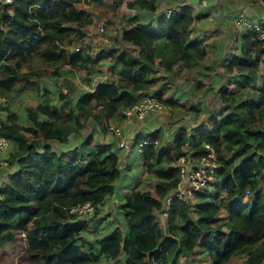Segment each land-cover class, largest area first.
Segmentation results:
<instances>
[{"label":"trees","instance_id":"1","mask_svg":"<svg viewBox=\"0 0 264 264\" xmlns=\"http://www.w3.org/2000/svg\"><path fill=\"white\" fill-rule=\"evenodd\" d=\"M82 1L89 0L12 4L0 0V97L9 98L19 81L37 87L30 77H39L40 71L34 70L31 60L80 63L87 75L94 73L87 62L98 63L101 58H92L81 48L72 52L64 47L72 43L71 37L85 36L89 15L78 7ZM155 1L129 0L128 7L154 11ZM192 21V8L184 4L170 16L161 13L154 21L124 28L121 41L138 52L130 56L125 50L110 49L109 69L118 81L99 80L73 103L53 105L54 117L29 110L31 123L23 126L15 112L0 116V133L16 145L8 159L15 168L8 181L0 183V249L24 239L26 262L21 258L16 264H95L100 253L108 258L124 254L122 264H178L180 257L188 258L197 249L206 252L207 264H227L236 255H242L246 264H264V191L259 187L264 171V80L261 85L258 81L264 41L250 30L242 33L241 54L224 63L226 79L215 91L223 110L209 109L206 120L189 129L174 126L170 140L164 139L161 128L150 133L161 140L146 145L139 156L152 166L157 196L150 190L136 191L122 201L125 225L97 238L99 251L83 233L89 216L69 211L70 206L90 200L96 207L91 218H98L122 173L119 153L111 142L97 141L91 133L60 152L51 141L80 136L81 117H92L96 124L122 120V108L142 95L153 94L175 106L174 91L165 96L168 82L149 92L160 69L171 72L180 62L197 69L205 59L203 41L189 36ZM205 141L218 152L220 167L210 183L215 189L196 191L194 203L174 198L166 205L165 198L179 182L175 159L189 151L198 156ZM246 195L248 201L243 200ZM222 209L227 214L222 215ZM157 212L166 213L165 228L157 224Z\"/></svg>","mask_w":264,"mask_h":264},{"label":"rangeland","instance_id":"2","mask_svg":"<svg viewBox=\"0 0 264 264\" xmlns=\"http://www.w3.org/2000/svg\"><path fill=\"white\" fill-rule=\"evenodd\" d=\"M128 1L129 0H89L82 1L78 4V7L84 9L89 15L88 24L83 28L85 36L82 39L78 36L71 37L70 40L72 41V43L67 42L65 43L64 47L65 50L72 52L76 50V47H79L81 48V50L84 49L89 52L92 58H101L98 63L96 62L92 64L90 62H87V69L90 70L94 68L95 75L93 77L86 74L84 67L82 68L80 63L71 64L67 61H60L56 64L47 63L41 65L40 63L42 62L38 59L30 61L31 63H34L36 65H41V67H43L42 70H44L45 73L55 72L54 75L57 76V78H55L57 89L55 90L64 91L65 89V91L67 90L66 92H71L70 95L62 92V94L66 96V99L73 101L75 97L78 98L84 92V90H90L93 87V82H96L101 78L104 79L108 77L107 79L118 81V76L116 74L112 75L109 69V65L112 62L110 61V49H112L113 47L118 48L119 50H125L130 56L135 55L138 52V49L134 45L127 46L125 42L121 41V30L124 27H127L125 25H129V22H127L129 21L127 19V16L128 12L130 11V8L127 6ZM101 26H103L104 31H101ZM213 58L214 59H212L210 62L215 60V57ZM208 60L209 59H205V61H202L201 65H207ZM84 61L85 60H83L82 62ZM212 63L209 65H212ZM212 70L214 72L216 68L210 70H205L204 68H186V66L181 62L177 66H174L171 72H166L162 69L157 71L155 76L158 78V80L155 84L152 85V88L150 89L151 91L149 93H152L155 89L160 86L161 83L165 81L168 82V87L166 88L167 92L165 93V96L168 97L171 94L170 91L173 90L174 98L176 101L175 106L172 107L165 104V111L161 112L160 114H153L152 120H154L155 122L154 125L159 126V128H161L164 132L171 131L174 126L180 125L186 126L189 129L192 128L193 123L198 124L202 120H206V114H208L209 109H220V111H222V104L220 103L218 96L215 95V87L211 85L210 77L205 78L203 76V72ZM64 72H69L71 75L78 74L79 80L81 82L74 83L73 86H71L70 88H66V86L63 87L64 82L59 81V79L62 77H60V75H63L64 77L68 76L67 74H64ZM259 73L260 75L258 81L259 85H261L264 80V60L260 63ZM199 82H201V85L199 84ZM66 84L70 85L68 83ZM181 91L184 95H180ZM19 92H21V89L18 88H16L13 92H10V95L12 96H10L9 99H13L14 96L16 97ZM72 95L74 97H72ZM48 98L49 96L47 97V99ZM21 106H23L22 103ZM0 109L5 111L10 110L6 104H3V102H0ZM9 113L11 112H8L7 114ZM6 115L4 117H6ZM18 122L20 125L23 126L28 125H26V123L24 124L23 120L21 121V119L18 120ZM81 122L83 123V126L80 128V130H84L86 133L89 134H94L97 141H100L102 137L107 140V137L111 136L114 139L113 142L115 148V145L118 143L119 140L116 138V136L112 135L108 131L107 122L118 123L117 120H103L101 124H96V122H93L92 117H81ZM138 130L139 131L133 133L132 137L130 136L132 140H134L136 136L144 134L141 133V128H138ZM164 134L165 133H163V135ZM169 134L170 133L168 132L164 135L165 140L167 139L166 136ZM118 150L120 152L125 151L122 148H119ZM130 160L131 163L129 162V164H125L123 162V165L121 166L122 173L120 177L115 181V191L114 193L108 195L107 199H118L119 202H122L127 196L131 197L132 194H134L136 191L145 190H150L155 196H157L155 191H153L152 187V180L155 179V176L150 170V168H152L150 163L143 162L140 164V156L138 154L137 148L133 150V154ZM5 177L7 178V175H5ZM214 179L215 177L212 178V181ZM259 187L264 191V171L260 177ZM207 188L209 190L215 189L214 185L212 184H209ZM249 199L250 196L246 195L243 200L248 201ZM169 202L170 200L166 201L165 198V204ZM106 204H109V201H106ZM106 204H102L103 206H101V212L104 211V206L105 208L108 206ZM120 210L122 209H120V207H117L116 203L114 205V208L109 206V213H105L106 211L101 213L99 209L98 212L100 214L98 215V218L93 219V217L91 218V215L87 217V231L89 232L85 231L84 234H87L86 236H91L92 234H94L93 236H91L92 238H94L95 236H97V234H101L102 231L101 229H99V226H101V224L108 226L109 222L114 221L119 223V225L121 226L123 225L124 227V222L120 221L123 219L121 217V215L123 214L120 212ZM221 214H227V210L222 209ZM108 217H111L112 219H110L109 221L107 219ZM166 217V213L157 212V224L165 228L167 226ZM89 220L93 222L90 223ZM95 222L100 224H98L97 226ZM93 223L94 227H90V225ZM95 228H97L98 230ZM169 231L170 233L175 234L171 226H169ZM24 251V239H21V241L14 244H7L3 249H0V264H16L21 258H23L22 256L25 255ZM25 262L26 259L24 257L22 263ZM106 262L107 261H103V263L101 264H107ZM122 262V256L109 260V264H122ZM178 264H207V254L204 251L199 252L197 249V251H195L192 255L188 256V258H186L185 256L180 257ZM227 264L246 263L242 255H236L233 256Z\"/></svg>","mask_w":264,"mask_h":264},{"label":"crops","instance_id":"3","mask_svg":"<svg viewBox=\"0 0 264 264\" xmlns=\"http://www.w3.org/2000/svg\"><path fill=\"white\" fill-rule=\"evenodd\" d=\"M184 4L190 5L192 8V13H193V21H192L191 26H190L189 36L192 39H201L203 41V45L206 47V50H207V55H206L205 59H209L207 65L203 66L200 63V66L197 69L204 68L205 70H210V69L216 68V70L214 72H213V70L203 72V74H204L203 76L205 78L210 77V79H211L210 83L212 86L215 87V91H216L217 87H219L220 84L226 79V67L224 65L226 60L234 54H236V55L241 54L240 45H241L242 33L244 30L240 29L235 24L236 15L239 12H243L247 17H249L253 20H258V21L264 22V8L257 6L256 4H254L252 2V0H156L155 1L156 9L154 11L141 8L140 6H135L133 8H130V11L128 12V16H127V19L129 20L127 22H129L128 23L129 25H125L127 27H124V28L133 27L138 22H145L146 23L149 21H154L159 14L164 13L166 8H168V7H181ZM127 6H128V3H127ZM126 45L129 46L132 44H130L129 42H126ZM213 57H215V60L212 61L213 62L212 63L210 61L212 59H214ZM205 59L203 61H205ZM211 63H212V65H209ZM214 63H217V64H214ZM40 64L43 65V63H40ZM178 64H176L175 66H177ZM41 65H36V67L34 68V70L40 71L39 77H34L33 75H31V77H30V80H32V81L36 80L37 81L38 85L36 88L22 86L21 81H19L14 86V89H13V91L16 88L21 89V92H19L16 97L14 96L13 99H9L8 97H0V102H3V104H6L7 107H9V109L11 110V111L10 110L5 111V110L0 109V116L1 117H4L8 112H15L18 115L19 120L21 119V121L23 120L24 124L26 123V125L27 124L29 125L31 123L30 117L28 114L29 110H33V111L37 112L40 115V117H47V118L54 117V115L51 111V109H52L51 107L53 105L59 106V105L63 104L65 102V100H68V99H66V96L64 99L62 98V95H63L62 92L66 93L68 95H70L71 92H66L67 90L65 91V89H64V91L63 90L62 91H56L55 89H57V87H56V79L55 78H57V76L54 75L55 72L52 73L49 71L50 73H45V71L42 70L43 67H41ZM208 65L211 67L210 68L206 67ZM212 67H214V68H212ZM186 68H188V67H186ZM60 73H62V72H60ZM110 73L112 75L116 74L112 71ZM64 74H67L68 76L64 77L63 75H60V77L61 76L62 77L59 79V81L64 82L63 87L66 86V88H70L71 86H73L74 83L81 82L79 80L78 74H72L71 75L69 72H64ZM201 74H202V72H201ZM94 75H95V72L92 73L90 76L93 77ZM107 78L108 77H106L104 79L101 78L99 80H107ZM149 78H152V77L149 76ZM99 80H97L96 82H93V87L90 89V91H92L95 88V86ZM66 83H68L70 85H67ZM199 84L201 85V82H199ZM45 89H48V92H46ZM13 91H11V92H13ZM73 95H72V97H74ZM180 95H184L182 91L180 92ZM48 96L50 99L49 98L47 99ZM180 97H182V96H180ZM77 99L78 98L75 97V99L71 102L73 103ZM21 103L23 104V106H21ZM160 113L161 112L149 114L144 119H141V120L135 119V118L134 119L123 118L122 120L118 121V123L123 127L125 134L129 137L130 136L132 137L134 132L139 131L138 128H141V133H144V134H141L140 136H136V138L152 137V136H150V133H152L153 130H156L157 128H159V126L154 125L155 122H154V120H152L153 114H160ZM108 131L112 135H114L110 130H108ZM168 132L169 131H166V133H168ZM169 133H171V132H169ZM88 134L89 133H86L84 130L83 131L79 130L80 136H76L75 134H71V135H69L67 142L51 141V144L57 152H60L63 149L72 147L77 143L79 144L80 141L83 140L84 137ZM166 137H167L166 140L171 139L170 135H167ZM157 139H158V143H159V138H157ZM113 140L114 139L111 136H108L107 140L102 137V139L100 141L112 143ZM115 144H116V141H115ZM15 146H16L15 143L13 141L9 140L7 148L3 151H0V183H2L3 181H8V177L10 175L9 173L12 172V170H14V168H15L14 165L11 166V164L8 160L9 155L11 154L12 151H14ZM117 147H118V143L115 145V148H114V142H113L112 148L114 150L118 151V153L120 154L119 159H120L121 166L123 165V162L125 164H129V162L131 163L130 158L133 154V150L136 147L135 148L133 147L131 150H125L123 152H120L118 150L119 147L118 148ZM1 153H3V154H1ZM143 162H146V161H143L140 159V164ZM5 175H7V178L5 177ZM127 197H129V196H127ZM190 199H193V200H190ZM106 201H109V204H106ZM189 201L191 203H194L195 197L193 196V197L189 198ZM115 203L117 204V207H120V204L122 202H119L118 199L111 200L110 198L109 199L106 198L104 200V203H103V205L104 204L108 205L106 208H105V206L103 208L104 211H106L105 213H109L108 212L109 206L114 208ZM103 212H101V213H103ZM80 216H87V215H80ZM121 217H122V215H121ZM85 218H87V217H85ZM107 219L110 221V219H112V218L108 217ZM89 221H90V223L93 222L91 220H89ZM120 221L124 222L123 219ZM96 224L98 226V224H100V223H96ZM92 226L94 227V223L90 225V227H92ZM117 226L123 227V225L122 226L119 225V223H117L116 221L109 222L108 226L101 224V226H99V229H101V231H102L101 234L100 235L97 234V236H95L94 238L91 237L94 234H92L91 236H87L88 240L95 242V247L98 250L99 247L96 244V239L100 238V237H102V235L109 233L110 231L114 230ZM95 229H97V228H95ZM85 231H87V229H85ZM87 232H89V231H87ZM120 256H122L123 261H124V254H121ZM111 259H114V258H108L104 254L100 253L99 260L96 263L101 264V263H103V261H107L106 263L109 264V260H111ZM120 263H121V261H120Z\"/></svg>","mask_w":264,"mask_h":264},{"label":"built area","instance_id":"4","mask_svg":"<svg viewBox=\"0 0 264 264\" xmlns=\"http://www.w3.org/2000/svg\"><path fill=\"white\" fill-rule=\"evenodd\" d=\"M5 4H12L16 0H1ZM254 4L264 8V0H253ZM179 7H168L164 13L170 16L174 10H178ZM235 24L242 30H250L255 32V37L264 41V28L261 21L253 20L247 17L243 12H239L235 17ZM101 31H104L101 26ZM76 47V50H79ZM166 105L162 99L153 94L142 95L132 105L122 108L121 113L123 118L126 119H144L147 115L152 113H158L165 111ZM108 130H110L114 136L119 140L118 147L124 150H131L133 147L137 148L138 153H141L146 145L157 144V138L140 137L136 142L127 136L123 127L119 123H107ZM2 122L0 118V129ZM9 139L0 133V151L7 148ZM203 152L198 156H194L192 151L185 154H181L175 159V166L178 168L179 182L175 188H173L167 200L174 198L187 200L194 196V193L198 190H204L212 182V178L215 177L217 169L220 167L218 160V152L216 147L209 143L203 142ZM225 193H223L224 195ZM166 203V204H170ZM96 210L95 204L90 201H84L72 205L69 207L71 213L77 215H93Z\"/></svg>","mask_w":264,"mask_h":264}]
</instances>
